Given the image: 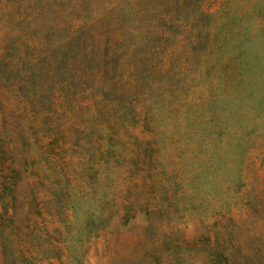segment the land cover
<instances>
[{
  "label": "rangeland",
  "instance_id": "374dc122",
  "mask_svg": "<svg viewBox=\"0 0 264 264\" xmlns=\"http://www.w3.org/2000/svg\"><path fill=\"white\" fill-rule=\"evenodd\" d=\"M0 264H264V0H0Z\"/></svg>",
  "mask_w": 264,
  "mask_h": 264
}]
</instances>
